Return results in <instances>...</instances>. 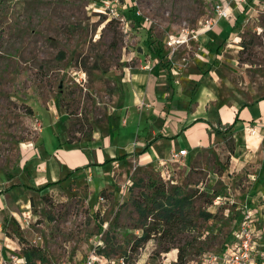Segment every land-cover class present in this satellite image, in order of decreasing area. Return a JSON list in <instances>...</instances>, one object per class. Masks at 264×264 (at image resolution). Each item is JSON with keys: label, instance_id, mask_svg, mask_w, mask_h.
Here are the masks:
<instances>
[{"label": "rangeland", "instance_id": "obj_1", "mask_svg": "<svg viewBox=\"0 0 264 264\" xmlns=\"http://www.w3.org/2000/svg\"><path fill=\"white\" fill-rule=\"evenodd\" d=\"M101 1L0 0V245L8 240L21 252L38 247L45 264H79L99 249L111 258L127 257L129 264H174L181 248L188 264H203L204 255L226 251L250 211L264 251V139L250 152L232 134L201 153L192 167L170 156L161 165L128 161L76 172L37 191L38 179L32 181L23 160L39 135L48 156L57 140L51 129L79 146L102 137L108 127L114 130L129 112L127 126H118L115 137L120 144L137 145L146 124L132 110L130 81L147 62L173 70L168 83L181 77L179 70L206 72L200 55L213 57L219 50L220 92L246 101L248 90L264 95V0L245 7L240 17L233 13L232 20L219 21L217 39H207L216 31L197 39L191 33L214 20L219 0H121V13L130 16L133 9L144 27L108 17ZM179 34H186L188 44L165 56L168 37ZM149 43L163 55H141ZM26 183L32 190L23 188ZM12 186L17 187L9 191ZM154 187L166 193L177 189L191 204L184 223L165 227L163 236L153 234L135 253L139 227L152 222L143 220L137 207L150 205ZM204 212L213 217L206 220Z\"/></svg>", "mask_w": 264, "mask_h": 264}, {"label": "crops", "instance_id": "obj_2", "mask_svg": "<svg viewBox=\"0 0 264 264\" xmlns=\"http://www.w3.org/2000/svg\"><path fill=\"white\" fill-rule=\"evenodd\" d=\"M244 8L233 13L243 12ZM237 16L240 17L238 14ZM217 27L216 25L211 30L216 31L215 36L212 32L207 39H217L218 35H221V30H217ZM141 55H146V52L143 51ZM164 55L167 56L165 50ZM219 60H222L220 54L213 57L200 55L199 62L208 67L206 72L198 69L196 72L179 70L181 77H175V81H169L170 83L166 80H174L175 73L171 69H161L155 64V67L150 66L148 62L147 65L141 66L142 69H135L134 73H131L130 81L134 89L132 110L136 111L139 121L145 120L146 124L142 134L137 137V145L120 144V139L115 137L118 126H127V120L131 116L129 112L124 120L116 123L114 130L110 131L108 127V132L102 137H92V142L79 146H70L67 137L58 134V128L51 129L53 139L57 140L48 156L47 152H44L45 143L40 135L27 147L23 161L32 173V181L38 179L36 186L42 188L48 183L69 178L71 172L76 169H80L77 171L80 173L88 172L93 171L95 167L101 170L128 161L139 165H161L172 152L182 150L187 151V155L181 158L182 161L192 167L196 165L201 153L219 146L223 140L212 134L209 125L216 126L217 122L224 126L231 125L237 115L239 121L233 129L234 137L239 143L246 145L248 151L256 152L261 148L264 139V95L260 96L251 89L246 94L248 101L244 96L225 97L220 92L222 80L217 72L224 63ZM140 105H146L147 108L138 113ZM50 119L51 124L58 127L51 116ZM251 128H257L258 134L251 135ZM123 155L127 157L99 166L104 161H111ZM29 183H26L28 187H23L26 191L33 188ZM2 195L0 194L1 205Z\"/></svg>", "mask_w": 264, "mask_h": 264}, {"label": "built area", "instance_id": "obj_3", "mask_svg": "<svg viewBox=\"0 0 264 264\" xmlns=\"http://www.w3.org/2000/svg\"><path fill=\"white\" fill-rule=\"evenodd\" d=\"M257 0H219L213 6L214 20L206 22L202 29L193 31L192 38L197 39L198 35L211 31L214 26L221 20L233 18V12L244 7H253ZM100 7L106 15L120 24L127 26L129 20L121 9L124 3L121 0H102ZM139 16L138 13H136ZM145 22V21H144ZM186 34L170 36L165 42L163 48L167 56H173L180 53L184 41L188 44ZM250 134H258L257 128H251ZM187 155V151L172 152L171 159L174 161L181 160ZM218 202V200L216 201ZM259 235L256 233L255 224L253 223L252 213L247 211L246 216L239 223L237 231L233 233L231 242L226 247V251L217 255L206 254L203 257V264H264V251L259 246ZM6 240V239H5ZM8 241V240H6ZM5 241L3 246L0 245V264H28L23 257L19 247H13ZM100 245H98L99 247ZM45 264V263H34ZM79 264H129L125 257L111 258L98 252H92L88 257L83 259Z\"/></svg>", "mask_w": 264, "mask_h": 264}, {"label": "trees", "instance_id": "obj_4", "mask_svg": "<svg viewBox=\"0 0 264 264\" xmlns=\"http://www.w3.org/2000/svg\"><path fill=\"white\" fill-rule=\"evenodd\" d=\"M130 16L126 15V18L128 20L135 21L140 27H144V20L137 16L134 10H129ZM127 12V13H128ZM238 22V21H237ZM220 48V47H219ZM146 55L149 54L151 56H162V48H156L153 49L152 45L150 43L148 44L146 50ZM216 55L219 54V50H216ZM246 106V105H244ZM243 106V107H244ZM238 115L235 117L234 122L231 125H222L220 122H217L216 126L209 125V128L211 129V132L214 136L221 137L223 140H227L232 134L235 124L238 122ZM127 155H123L122 157H119L117 159L111 160V161H104L101 165H105L109 162L115 161V160H121L126 158ZM80 169H76L71 172H77ZM68 179V177L64 178L63 180ZM62 180H59L57 182H52L46 184L44 187L38 189V192H41L42 190L48 189L51 186H54L56 184H59ZM17 186H12L8 190H12ZM156 188V187H154ZM154 194H156L152 199L150 205H138V212L143 220L147 221L148 217L151 218V227L150 225L143 224L139 229L142 231V234L140 237H137L135 241L133 242L132 250L133 252H138L140 248H142L147 242H149L153 236V234H160V236H163L167 233L165 227L168 229L172 228L177 223H184L186 220V207H189L191 204V198L190 196H181L180 192L176 189L174 193H166L163 189H155ZM213 201L212 199H209L207 201V206H212ZM204 218L206 220L211 219L213 215L211 213L204 212L202 213ZM158 224L159 228H154V224ZM171 249H165L164 252L168 253ZM41 249L38 247H30L24 249L21 253L28 264H34L37 261H40V263L44 262V258L42 257ZM99 254H104V250L99 249ZM106 256V255H105ZM108 257V256H107ZM187 255L185 249H178V255L177 260L174 264H188L187 262ZM127 262L128 259L125 257ZM133 264V263H132Z\"/></svg>", "mask_w": 264, "mask_h": 264}]
</instances>
